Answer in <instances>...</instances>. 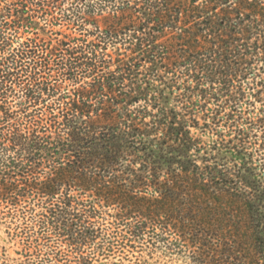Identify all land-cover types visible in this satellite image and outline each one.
Masks as SVG:
<instances>
[{
  "label": "trees",
  "instance_id": "16d2710c",
  "mask_svg": "<svg viewBox=\"0 0 264 264\" xmlns=\"http://www.w3.org/2000/svg\"><path fill=\"white\" fill-rule=\"evenodd\" d=\"M8 1L0 215L25 254L91 264L136 242L264 264V0H88L62 18L94 40L17 47L64 0Z\"/></svg>",
  "mask_w": 264,
  "mask_h": 264
},
{
  "label": "rangeland",
  "instance_id": "374dc122",
  "mask_svg": "<svg viewBox=\"0 0 264 264\" xmlns=\"http://www.w3.org/2000/svg\"><path fill=\"white\" fill-rule=\"evenodd\" d=\"M90 1V0H89ZM15 2V0H9L8 3ZM5 6L4 3H0V10ZM80 10L81 15L84 18L88 19V0H64L60 3L59 7L56 9L50 10L53 13V17L58 19V21H53L52 16H46L45 14H35V21L40 24V26H45L46 23L49 24L47 28L48 31H51L49 35L44 34L42 31L31 32L20 30L18 34L13 37V47H17L18 42H24L27 39H36L37 42L41 43L42 40L50 41L53 45L56 44L59 40L68 41V38L72 39H82V40H94L95 37L88 36V31L94 30L91 24H88V21L84 23L82 30H79L75 24L70 21L64 20L63 15H68L70 12H75L74 10ZM109 15L108 12L104 13L98 19L102 20L104 17ZM83 22V21H82ZM53 23V24H51ZM101 26L103 24L101 23ZM9 33H13L9 31ZM37 33V34H34ZM108 53L113 54L112 48H109ZM2 55V54H1ZM91 81V78L80 79L78 84L70 86L68 89L79 88L80 85L85 82ZM81 82V83H79ZM70 85L69 83L66 84ZM74 85V86H73ZM260 105H257L259 108ZM194 133L204 141L210 142L216 138H212L210 134L203 135L200 131L193 130ZM113 213V211H110ZM107 223L111 221L110 217L105 216ZM3 215H0V257H7L13 264H84L85 262L77 257L75 253L67 251L66 245L61 246L60 250L64 252L62 260L60 262L53 261L52 255L48 257L47 250L43 247H38L39 254H37V249L30 250L29 254H25L23 251V246L20 245L19 239L14 240L9 236V233L14 231L10 228L9 219H3ZM104 223V221H103ZM29 255V256H28ZM187 254H181L175 251H168L163 246L159 245L156 248L148 246V244L139 245L134 243V248L125 247L115 251L114 255H108L104 257H96L91 264H193L191 259ZM52 262H49V260Z\"/></svg>",
  "mask_w": 264,
  "mask_h": 264
}]
</instances>
